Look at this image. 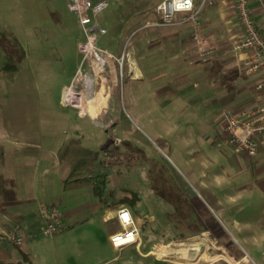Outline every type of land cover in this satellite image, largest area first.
<instances>
[{
    "label": "rangeland",
    "instance_id": "rangeland-1",
    "mask_svg": "<svg viewBox=\"0 0 264 264\" xmlns=\"http://www.w3.org/2000/svg\"><path fill=\"white\" fill-rule=\"evenodd\" d=\"M108 1L109 8L99 16L108 34L101 36L98 46L116 58L130 53L144 77L139 71L135 78L129 71L130 60L123 69L111 61L110 74L106 71L103 79L113 94L118 92V111L107 122L104 110L94 108L101 116L96 123L87 118L94 91L86 92L95 80L89 78L92 69L78 49L83 32L67 1L0 0V129H50L69 149L68 159H62L61 179L106 176V209L129 208L121 201L136 197V207L130 208L143 224L142 245L122 252L112 248L109 232L116 227L105 223L97 211L94 184L82 181L64 184L58 192L64 200L58 209L61 215L80 205L92 207L82 210V219L76 213V220L84 222L82 228L73 232L66 228L62 236L44 235L45 227L36 229L35 239L26 241L24 248L31 249L35 264H173L159 253L205 233L240 252L228 232L232 227L224 220L225 229L220 212L199 193V183L207 178L224 185L232 177L230 195L242 187L254 192L264 165L237 162L242 157L222 143L226 109L217 102L216 71L205 73L201 64L190 65L175 50H165L163 40L153 41L175 28L150 27L159 20L160 0ZM203 2L197 0L196 9ZM68 89L74 94L70 105L64 100ZM3 136L12 137L6 132ZM40 136L16 137L22 142L39 141ZM56 155L52 162L58 164ZM95 186L101 188L99 182ZM239 205L257 209L264 199L251 194Z\"/></svg>",
    "mask_w": 264,
    "mask_h": 264
},
{
    "label": "crops",
    "instance_id": "crops-1",
    "mask_svg": "<svg viewBox=\"0 0 264 264\" xmlns=\"http://www.w3.org/2000/svg\"><path fill=\"white\" fill-rule=\"evenodd\" d=\"M195 4L198 6L197 0H195ZM234 5L235 0H206L200 14V25L197 33L195 27L188 24L184 27H175L173 30L159 34L157 38L153 39L155 42L163 40L160 44L165 46V50H175L174 54L179 55L183 62L190 65L201 64L202 71H205V73L207 70L216 71L219 86L215 88V93L218 99L217 102L226 109L223 113L238 111L250 106L253 102L255 86L263 80L260 77H245L231 52L233 44L242 35ZM251 6L258 25L264 26V3L254 0ZM196 36L202 40L201 49L205 53L200 51ZM139 71L140 77H144L143 71ZM106 82L109 85V81ZM49 130H36L35 128L18 130L9 127V129L2 132V129H0V228L4 231L19 228L21 239L19 245L12 244L9 241H0V264H28L24 261V256L20 250L28 254L31 264H35L31 249L27 250L24 246L28 245L26 241L29 243V240L35 239L34 231L36 229L46 226L47 219L43 214V210L59 209L64 201L59 199L60 194H58L62 185L82 181H87L88 184L90 183L89 185H93L92 179L95 177L81 180L61 179L59 174L62 175L60 171L62 159H68L69 149L66 143L59 141ZM4 132L12 135V137H4ZM33 134L41 135L38 138L39 141L32 138L21 142L16 137L17 135ZM52 155L59 157L58 164L52 162ZM240 156L242 159L237 160V162H241V164L248 167L264 165V149L255 157ZM54 173L58 174L57 178L54 177ZM258 173L255 179L260 184L254 186V192L242 187L235 195H230L229 188L233 185L232 177L226 180L225 186L223 184L216 185L207 178L205 183H199V193L202 198L212 210L220 212L218 218L225 229L227 226L224 220L227 225L232 227L234 232L230 230L228 232L240 248L241 253L232 245L230 250L226 246L227 243L222 240L218 242L213 236L206 234L210 236L212 244L215 246L208 253L216 251L217 256H219L224 251L232 257L233 262L223 260L225 264H264V205L257 209H247L239 205L245 196L251 194L264 199V172ZM218 190H220L219 194L216 192ZM97 202L100 206L97 211L102 213L101 217L107 223L105 218L114 217L117 210L106 209V202L100 203L99 200ZM89 206L80 205L70 213L59 214L61 230L58 235L62 236L66 228L68 232L82 228L80 225H84L82 224L84 222L76 220L75 216H77V213L79 219L84 218L81 215L82 210ZM132 212L143 226L135 212L133 210ZM110 234L109 232V237ZM225 239L230 240V237L226 235ZM209 256L212 257V254ZM219 261L214 260L211 264H216Z\"/></svg>",
    "mask_w": 264,
    "mask_h": 264
},
{
    "label": "built area",
    "instance_id": "built-area-1",
    "mask_svg": "<svg viewBox=\"0 0 264 264\" xmlns=\"http://www.w3.org/2000/svg\"><path fill=\"white\" fill-rule=\"evenodd\" d=\"M66 1L70 11L77 15L83 32V40L78 44V49L84 55V63L95 70L105 67L103 71H107L108 75L110 74L111 61L115 67L119 64L123 69L128 62L127 60H130V53L124 52L121 58H116L112 53L98 46L101 36L108 34L107 30L100 25L99 16L109 8V1ZM253 1L235 0L234 10L242 29V35L233 44L231 52L245 77H260L263 80L255 86L253 102L250 106L238 111H226L223 114L222 138L224 145L233 147L235 155H247L249 157H255L264 149V26L258 25L256 21L251 6ZM256 1L264 3V0ZM205 2L206 0L196 9L195 0H160L156 7L159 20L150 27H184L192 24L197 33L200 25V14ZM196 41L200 51L205 53L201 49L202 40L196 36ZM128 68L132 73L130 61ZM43 214L46 216L47 223L42 233L46 236H55L61 230L58 210L55 208L44 209ZM105 220L116 227L109 237L114 250L122 252L133 246L141 247L143 226L138 222L130 208L122 206L117 209L114 217H106ZM19 230L17 227L10 231H4L0 228V241H9L19 245L21 242Z\"/></svg>",
    "mask_w": 264,
    "mask_h": 264
},
{
    "label": "bare ground",
    "instance_id": "bare-ground-1",
    "mask_svg": "<svg viewBox=\"0 0 264 264\" xmlns=\"http://www.w3.org/2000/svg\"><path fill=\"white\" fill-rule=\"evenodd\" d=\"M130 64L135 78L139 77L136 62L132 57L130 58ZM103 69L105 70V67L102 69L96 68V70L92 69L89 78H94L95 81L91 84V87L86 86V92L89 93L91 89L94 91V95L90 98V103L88 102L90 111L87 114V118L92 119L96 123L100 122L101 116H96V113L93 111L94 108L104 110L107 122H110L118 111L116 104L118 92L115 91V94L112 93V88L108 85L106 79H103L106 73ZM72 97H74L72 90H67L64 94L65 102L69 103V105L72 104ZM83 116L84 112L82 111L80 113V118L83 119ZM212 243V239L205 233H202L180 240L176 246L170 245L167 252L159 253V255L163 259H168V261L173 264H211L214 260L233 262L232 257L222 250L221 255L210 257L208 251L213 247L215 248Z\"/></svg>",
    "mask_w": 264,
    "mask_h": 264
},
{
    "label": "trees",
    "instance_id": "trees-1",
    "mask_svg": "<svg viewBox=\"0 0 264 264\" xmlns=\"http://www.w3.org/2000/svg\"><path fill=\"white\" fill-rule=\"evenodd\" d=\"M92 182L94 184V194H95V196L98 198L100 203H104L105 202V199H104L105 190L103 189V187H105V185H106L107 177L104 176V175L99 176V177H95V178L92 179ZM97 182H99L101 188L95 186V184ZM135 198L136 197H134V199L133 198L132 199L125 198L124 200L121 201V203L122 204L128 203V205L130 207L134 208L137 205V199H135ZM20 251H21V253L24 256V261L27 262L28 264H31L30 259L28 257V254H26L22 250H20Z\"/></svg>",
    "mask_w": 264,
    "mask_h": 264
}]
</instances>
